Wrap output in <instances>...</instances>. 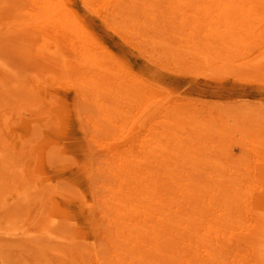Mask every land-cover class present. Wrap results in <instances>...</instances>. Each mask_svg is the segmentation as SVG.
Wrapping results in <instances>:
<instances>
[{"label": "bare ground", "instance_id": "obj_1", "mask_svg": "<svg viewBox=\"0 0 264 264\" xmlns=\"http://www.w3.org/2000/svg\"><path fill=\"white\" fill-rule=\"evenodd\" d=\"M254 70L264 0H0V183L102 199L105 264H264Z\"/></svg>", "mask_w": 264, "mask_h": 264}, {"label": "rangeland", "instance_id": "obj_2", "mask_svg": "<svg viewBox=\"0 0 264 264\" xmlns=\"http://www.w3.org/2000/svg\"><path fill=\"white\" fill-rule=\"evenodd\" d=\"M252 75L263 79L264 72L254 70L246 76ZM54 177H47L45 183L53 182L50 179ZM101 200H93L100 221L91 216L90 222L85 219L73 222V214L90 212L85 195L78 190L54 188V184L24 188L0 183V264H105ZM63 210L65 215L58 217ZM43 243L55 247L44 253ZM66 249H71L70 255L75 254V258L69 257ZM260 260L255 262L261 263Z\"/></svg>", "mask_w": 264, "mask_h": 264}]
</instances>
